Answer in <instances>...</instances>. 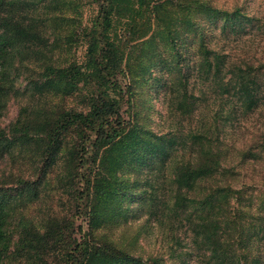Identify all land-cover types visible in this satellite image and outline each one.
Segmentation results:
<instances>
[{"label":"rangeland","instance_id":"374dc122","mask_svg":"<svg viewBox=\"0 0 264 264\" xmlns=\"http://www.w3.org/2000/svg\"><path fill=\"white\" fill-rule=\"evenodd\" d=\"M4 1V16L13 23L36 25L42 35L33 44L23 40L16 48L6 46V53L0 51V205L7 245L0 249V264H69L72 236L81 241L88 232L93 246L106 252L88 264H215L209 260L210 249L194 243L189 227L182 224L176 237L171 231L173 218L165 215V206L177 192L170 181L174 167L192 160L200 148L190 138H178L166 156L165 143L171 137L165 140V135L177 130L185 137L203 115L212 121L220 111L216 124L222 127V147L233 144L223 153L224 165L236 171L237 184L264 173V152L246 162L236 150L264 148V100L252 109L241 107L245 89L235 84L249 79L264 97V0H152V5L165 6L166 1L177 6L169 15L172 24L161 30L168 13H151L147 34L131 40L125 50L126 75L117 93L124 117L136 120L128 129L136 126L141 138L150 139L149 151L134 166L124 164L123 192L112 204L103 207L104 201L93 202L85 195L76 201V214L72 168L78 161L71 152L83 134L65 130L56 156L53 145L57 127L71 112L86 109L93 88L81 85L71 93V86L56 74L74 59L84 61V35L99 5L95 0ZM30 4L37 9L27 12ZM182 5H190L189 10ZM236 9L243 13L239 18L233 15ZM120 27L122 35L129 32L126 25ZM207 48L214 50L211 63L203 57ZM224 53L227 58H222ZM238 67L248 76L234 75ZM185 94L194 102L189 114L177 106ZM93 161V155H86L79 171L87 175L96 168ZM95 205L98 217L90 218L87 213ZM50 227L64 238L49 242L41 261L35 258V247ZM249 253L264 264V240L255 238Z\"/></svg>","mask_w":264,"mask_h":264},{"label":"trees","instance_id":"16d2710c","mask_svg":"<svg viewBox=\"0 0 264 264\" xmlns=\"http://www.w3.org/2000/svg\"><path fill=\"white\" fill-rule=\"evenodd\" d=\"M95 1L99 5L98 16L84 35L87 42L84 61L74 59L70 65L61 67L59 74H56L65 81L68 89L71 86V93L76 92L81 85H90L93 88L87 98L86 109L71 112L68 121L57 127L56 145H53L52 155L56 156V153L60 152V136L65 130L72 128L83 134L82 143L75 145L71 152L72 157L78 161L72 168L75 214L78 210L77 199L80 200L85 195L93 202L104 201L103 207L112 204L111 200L121 196L123 192L126 173L122 171L124 164L129 161L130 165L134 166L137 158L149 151L147 146L151 142L150 139L141 138L136 126L128 129L130 123L136 120L134 117L127 120L121 110V98L117 93L123 88L120 84L121 76L126 75L122 61L130 41L147 34L152 22L151 13H160L162 10L168 13L165 23L161 25V30L167 31L172 24L168 20L169 15L173 10H177V6L166 1L165 6L164 3L152 5V0ZM5 4L4 0H0V51L6 53V46L16 48L23 40V44L38 42L42 33H36V25L13 23L9 17L3 15ZM37 7L36 4H30L27 12L36 10ZM181 7L188 11L190 5ZM234 14L239 18L243 13L236 9ZM120 25L127 26L129 32L126 35L121 34ZM210 49L207 48L203 57L211 63L214 50ZM227 57V54H222V58ZM237 69L233 72L234 75L248 76L247 70L244 71L241 67ZM235 84H238L240 89H245L240 93L241 107L252 109L264 100V97L259 95L260 86L250 85L249 79L243 82L236 80ZM193 104L185 94L177 106L181 112L189 114L192 113ZM219 112H214L212 121L207 115H203L195 130L187 133L188 137H181L177 130H173L170 136L165 135V140L171 137L169 144L165 143L166 156H169L171 148L175 145L174 140L178 138H190V141L198 144L200 148L198 155L192 160L175 165V173L170 181L175 184L177 192L170 195L172 204L165 206V215L171 214L173 218L170 228L175 233L174 237L182 224L193 231L194 243L199 245L198 248L201 249L203 245L210 249V262L242 264L244 261L246 264H257V258L249 252L253 251L255 238L264 240V184L260 183L264 173L260 178H250L249 181L244 180L243 183L239 182L240 185L237 184L236 171H231L224 165L226 155L223 153L233 144L222 147L225 144L222 127L216 124ZM122 145L127 146L115 151ZM236 150L242 151L240 156L246 162L258 160L264 152V148L256 145ZM86 155H93V165L96 167L87 175L79 171V167L86 163ZM96 207L97 205L91 206L90 213H87L90 218L94 215L98 217ZM3 210L4 206L0 205V249L7 247ZM249 212L257 214L258 218L253 215L248 218ZM181 214L185 215L180 216ZM255 219L259 221L254 222ZM62 237L64 238L63 234H54L53 227L47 229L35 247L38 252L35 258L44 261L41 256L48 251L44 250V247L52 240ZM90 237L91 232L83 235L81 241L72 236L67 253L69 264H88L106 254L102 246H93ZM241 248L248 251L246 255L238 253Z\"/></svg>","mask_w":264,"mask_h":264}]
</instances>
